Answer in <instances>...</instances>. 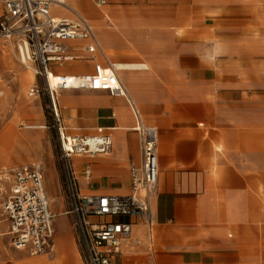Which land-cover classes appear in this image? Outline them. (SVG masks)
Returning a JSON list of instances; mask_svg holds the SVG:
<instances>
[{"label": "crops", "instance_id": "crops-1", "mask_svg": "<svg viewBox=\"0 0 264 264\" xmlns=\"http://www.w3.org/2000/svg\"><path fill=\"white\" fill-rule=\"evenodd\" d=\"M51 15L82 16L98 42L93 53L85 41L67 43L76 59L52 63V75L115 65L127 94L58 92L68 134L112 139L107 153L73 158L81 193L129 194V169L142 162L136 127L158 132L149 212L133 219L113 264H264V0H71L69 8L53 5ZM34 87L30 95L39 93ZM23 165L43 174L56 215L53 245L39 255L13 247L2 211L8 177L0 188V264H84L70 215L55 224L49 196L58 175L45 176L35 161L0 172Z\"/></svg>", "mask_w": 264, "mask_h": 264}, {"label": "built area", "instance_id": "built-area-1", "mask_svg": "<svg viewBox=\"0 0 264 264\" xmlns=\"http://www.w3.org/2000/svg\"><path fill=\"white\" fill-rule=\"evenodd\" d=\"M0 14V42L14 46L19 61L32 68L42 79L58 134L64 193L68 201L66 214L81 250L84 264H113L131 236L133 219L149 212V197L158 180V132L153 126L139 123L142 162L131 166V192L127 195H87L81 193L73 158L107 153L112 139L107 134L70 135L63 124L57 93L61 89L82 88L107 91L113 96L126 97V89L119 81L114 65L110 72L96 65L93 73L57 75L51 84V64L76 59L67 52V43L85 41L86 50L93 53L98 42L91 24L82 16L76 20H56L51 15L53 5L66 0H2ZM103 4L104 0H95ZM32 92H39L37 87ZM30 127V125H22ZM89 181L91 171L84 169ZM10 178V191L2 203V211L10 225L12 245L28 249L33 255L48 253L52 248L55 213L50 208L39 167L23 165L7 173L0 172L1 181Z\"/></svg>", "mask_w": 264, "mask_h": 264}, {"label": "rangeland", "instance_id": "rangeland-1", "mask_svg": "<svg viewBox=\"0 0 264 264\" xmlns=\"http://www.w3.org/2000/svg\"><path fill=\"white\" fill-rule=\"evenodd\" d=\"M70 1L66 0L63 5L69 8ZM35 83L39 93L30 95V88ZM0 91V130L4 129L0 134V168L35 161L42 166L45 176L49 170L54 171L59 180L54 183L53 195L49 198L53 209L58 213L56 224L58 219L68 217L65 212L68 201L59 161L58 134L45 85L42 79L34 76L31 67L19 61L14 46L2 42ZM24 124L38 127L21 129Z\"/></svg>", "mask_w": 264, "mask_h": 264}, {"label": "bare ground", "instance_id": "bare-ground-1", "mask_svg": "<svg viewBox=\"0 0 264 264\" xmlns=\"http://www.w3.org/2000/svg\"><path fill=\"white\" fill-rule=\"evenodd\" d=\"M63 4V3H62ZM59 5V4H58ZM114 68H115V70L117 69V67L114 65ZM110 72V71H109ZM54 77H55V75H51V79H52V81H51V84H52V86H54L55 85V80H54Z\"/></svg>", "mask_w": 264, "mask_h": 264}]
</instances>
